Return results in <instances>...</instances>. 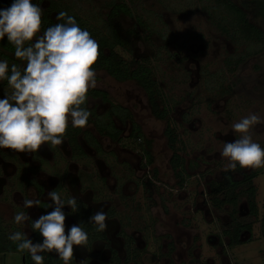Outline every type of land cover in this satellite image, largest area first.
Wrapping results in <instances>:
<instances>
[{"label":"flooded vegetation","instance_id":"flooded-vegetation-1","mask_svg":"<svg viewBox=\"0 0 264 264\" xmlns=\"http://www.w3.org/2000/svg\"><path fill=\"white\" fill-rule=\"evenodd\" d=\"M4 1L0 2V9L13 2ZM32 3L41 6L42 18L50 20L49 26L58 22L56 17L59 12H72L84 24L82 29L95 34L92 37L96 41L99 37L110 36V29L114 24L118 26L121 38L128 41V45L129 40H133L126 35L128 28H121L116 18L108 19L109 9L106 17L101 20L85 18L64 6L59 0H32ZM46 29L42 24L40 35ZM141 29H148L143 21L136 27L135 43L140 38L143 40L139 34ZM145 37V41L149 39L148 34ZM188 37L190 35L186 38ZM222 37L224 41L230 42L224 34ZM194 39L199 43L188 46L189 50L194 47L193 52L188 54L189 58L186 55L180 56L194 63V75L201 80L203 67L198 55L203 53L206 44L200 43L199 34L195 35ZM34 42L35 39L32 43ZM167 42L169 40H165L164 44ZM181 42L182 44L176 46L177 51L184 49L186 40ZM118 50L129 55V58H122ZM14 52V45L5 37L0 42V61L7 60L10 66L15 63L23 68L26 62L15 58ZM102 52L108 54L109 51L104 47ZM114 52L126 62L134 59L143 63V60H146L149 67L150 79L153 82L152 98L147 90L132 79L117 80L102 68L95 70L103 71L116 82H133L141 90L151 118L163 122L162 138L169 152L167 168L171 182L166 183L169 187L166 188L160 169L155 163L152 141L141 133L130 110L114 100L108 89L96 87L89 91V99L85 105L91 111L88 126L73 128L70 124L62 145L47 144L40 151L27 154L0 149V254H17L20 264H35L29 253L17 252L16 245L8 237L20 231L25 232L33 243H42L43 238L38 231L32 230L31 221L18 225L14 216L25 212L35 221L39 216L51 212L53 208L47 207L51 204L47 199V192L52 190L59 192L65 201L72 196L78 197L77 212L73 213L67 205L63 209L66 214V233L72 225L80 224L89 236L86 246H74V259L70 264H229L226 251L253 241L254 225L258 226L264 254V212L259 211L257 204V195L264 180L260 189L254 184V180L258 182L257 177L264 172H250L237 166L234 172H220L218 178L207 181V176L203 172L199 173L200 160H194L193 167H186L171 122L175 112L180 119L190 117L193 112L191 107H182L180 99H174L170 91L162 88L153 76L146 55L136 54L131 48L129 53L124 52L120 46H116ZM168 56L175 59L178 57L175 54ZM240 63L241 61L238 62ZM185 74L191 75L188 71H185ZM10 92L7 81H0V99ZM166 127L173 132V148L168 145ZM190 171L199 173L202 178L207 206L198 199L204 189L200 192L185 190L188 178L196 175L188 176ZM199 174L196 175L197 179ZM248 176H251L249 183L245 182ZM173 193L181 205L185 203L182 210H187L192 205L191 216L195 214V221L204 222L207 216L211 217V221H215V228L213 229V226L210 231L203 229L199 234L200 238L193 237L190 230L188 231L191 228V219L186 216L187 212L171 213L174 216L171 219V227L165 223L157 227V222L160 223L163 218L160 213L156 216L151 212L153 206L157 204L156 201L161 202V195L170 198ZM26 199L40 200L41 203L39 207L26 209L23 207V201ZM161 207L164 216L166 209ZM100 208H103L108 217L107 230L104 232H97L95 226L89 223V217ZM201 246L212 251L210 257L202 255ZM40 255L44 257V264H63L55 252H43Z\"/></svg>","mask_w":264,"mask_h":264},{"label":"rangeland","instance_id":"rangeland-1","mask_svg":"<svg viewBox=\"0 0 264 264\" xmlns=\"http://www.w3.org/2000/svg\"><path fill=\"white\" fill-rule=\"evenodd\" d=\"M59 2L85 18L101 20L106 17L111 3H124L130 15L117 16L116 21L119 26L130 28L136 17H139L147 26V30L141 29L139 32L143 40L140 38L135 43L130 39L129 46L136 54L146 55L152 67L153 76L162 88L167 92L170 91L174 99H180L179 103L181 102L182 107L189 105L193 111L190 117L184 119H180L175 112L171 122L175 128L178 137L177 146L186 167H193L194 160H200L198 161L199 173L203 172L207 176V181L218 178L219 173L225 171L228 163L227 159L221 155L224 143L239 138V134L233 131L232 125L249 114L258 115L262 121L261 124L254 126L250 134L253 141L264 148V47L256 42L224 41L223 33L216 26V20L221 17L214 5V0H59ZM147 34L149 39L145 41L144 37ZM197 34L201 35L200 43L206 44L203 53L198 55L200 65L203 67L201 80L194 75V63L181 57L186 55L189 58L188 54L193 52L194 47L189 50L188 46L199 43L194 39ZM187 35L190 37L186 38ZM184 39L186 40L184 49L177 51L176 46L182 44L181 41ZM165 40L169 42L164 44ZM118 53L124 59L129 58V55L119 50ZM168 54H175L178 57L175 59ZM238 55H244L241 63L233 70H228L227 62H232ZM185 71L191 75L185 74ZM96 72L97 87L108 89L114 100L125 105L140 127L141 133L152 141L155 163L168 188L166 183L171 182L167 168L169 152L162 138L163 122L151 118L142 92L133 82H116L103 71ZM247 170L264 172V168ZM199 173L190 171L188 176ZM196 175L188 178L185 190L200 192L204 189L198 199L207 206L205 186L202 184L200 174L198 179ZM257 180L258 182L254 180V184L260 189L264 174L259 175ZM166 188L163 189L167 191ZM174 196V193L170 198L161 195V202L156 201L157 204L153 206L154 209L151 212L156 216L160 213L163 218L160 223L157 222V227L164 223L171 227L173 223L171 219L174 217L171 213L187 212L186 216L191 219V228L188 231L190 230L193 237L200 238L199 234L203 229L210 231L213 226V229L215 228V221H211L213 220L210 219L211 217L207 216L204 222L195 221L197 219L195 214L191 216L192 205L187 210H182L185 203L181 205ZM257 204L259 211L264 212V184L257 195ZM161 206L165 207L166 216H163ZM212 216L215 217L214 214ZM252 232L253 241L226 251L229 264H264L263 246L257 225L253 226ZM201 249L203 256H211L212 251L208 247L201 246ZM0 264H20V259L17 254H0Z\"/></svg>","mask_w":264,"mask_h":264},{"label":"clouds","instance_id":"clouds-1","mask_svg":"<svg viewBox=\"0 0 264 264\" xmlns=\"http://www.w3.org/2000/svg\"><path fill=\"white\" fill-rule=\"evenodd\" d=\"M43 9L32 0H13L10 7L0 9V40L14 45V56L26 62L21 68L7 60L0 61V81H7L10 93L0 99V149L18 153H36L45 145L60 146L69 125L73 128L88 126L91 111L85 106L91 89L97 87L94 65L100 57L99 43L90 32L82 29L76 19L61 11L56 19L63 21L48 27L43 34ZM35 39V42L32 41ZM260 117L249 114L232 125L239 138L225 142L222 157L228 163L225 171L264 168V148L254 142L251 131L261 124ZM47 207L53 210L35 221L25 212L15 214L14 221L38 231L42 243H33L25 232H14L8 239L16 251L30 254L35 264H44L40 253L55 252L63 264L74 259V246L88 244V233L80 224L65 231L67 205L73 213L78 211V197L62 198L57 191H48ZM40 200L26 199V209L39 207ZM108 217L100 208L89 217L97 232L107 230Z\"/></svg>","mask_w":264,"mask_h":264},{"label":"trees","instance_id":"trees-1","mask_svg":"<svg viewBox=\"0 0 264 264\" xmlns=\"http://www.w3.org/2000/svg\"><path fill=\"white\" fill-rule=\"evenodd\" d=\"M4 0H0L3 2ZM13 1V0H5ZM4 1V2H5ZM214 5L220 13L219 19L216 20V26L220 31L229 39L231 43H260L261 47H264V0H214ZM10 5L4 6L5 9ZM216 13V12H215ZM118 14L130 15L128 8L124 3H111L108 13V19L113 20ZM207 14H209L207 12ZM73 16L80 27L84 26L80 18L75 13H69ZM210 19V18H209ZM50 20L42 18V24L46 28L50 27ZM47 22V23H46ZM58 21L57 23H62ZM224 22V23H223ZM135 25L126 30V35L129 38H137L136 27L140 26L142 21L139 17L135 18ZM146 27V25H145ZM110 36H102L97 39L100 48V57L94 68H102L112 77L117 80L132 79L137 84L142 86L147 92H149L150 98H152L153 90L152 80L150 79V70L146 64V60L142 62L130 59L129 61H123L119 55L114 52L116 46L122 47L124 52H130V46L128 41L122 39L120 31H118L117 25H112L110 29ZM91 36L94 34L88 30ZM95 35V34H94ZM146 38V37H145ZM2 40H0L1 42ZM106 47L108 54H104L102 49ZM244 56V55H243ZM243 56L233 60L231 63L227 62L228 70H233L239 61L242 60ZM238 60V62H237ZM169 127H166L165 134L167 136L168 145L173 148L174 137ZM251 176L245 179V182L249 183Z\"/></svg>","mask_w":264,"mask_h":264}]
</instances>
